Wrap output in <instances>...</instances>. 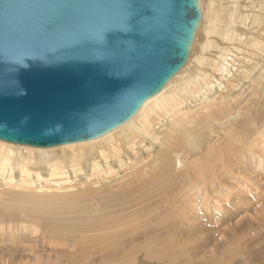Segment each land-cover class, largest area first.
Masks as SVG:
<instances>
[{
	"label": "bare ground",
	"instance_id": "6f19581e",
	"mask_svg": "<svg viewBox=\"0 0 264 264\" xmlns=\"http://www.w3.org/2000/svg\"><path fill=\"white\" fill-rule=\"evenodd\" d=\"M200 6L187 62L123 123L0 139V264H264V0Z\"/></svg>",
	"mask_w": 264,
	"mask_h": 264
},
{
	"label": "water",
	"instance_id": "95a60500",
	"mask_svg": "<svg viewBox=\"0 0 264 264\" xmlns=\"http://www.w3.org/2000/svg\"><path fill=\"white\" fill-rule=\"evenodd\" d=\"M201 0H0V139L51 147L126 121L185 65Z\"/></svg>",
	"mask_w": 264,
	"mask_h": 264
},
{
	"label": "rangeland",
	"instance_id": "374dc122",
	"mask_svg": "<svg viewBox=\"0 0 264 264\" xmlns=\"http://www.w3.org/2000/svg\"><path fill=\"white\" fill-rule=\"evenodd\" d=\"M6 142H8V141H6ZM233 171H235L236 172V168H234L233 167ZM254 176H255V174H254ZM246 182V181H245ZM247 184H249L248 182H246L245 184H243V182L241 181V182H237V185L239 186L238 188H234V190H233V192L235 193V194H231V197H232V202L234 203V206H232V208L230 209V210H233L235 207H236V205H235V202H234V200H237L238 198H236V196H240L241 194H238L237 192H236V190L237 191H239L240 189H244L245 191H246V195H249V192H248V190H247V188H246V186H247ZM262 185V184H261ZM264 186L262 185L261 186V190L259 189V191H260V194L262 195H264V188H263ZM231 191V190H230ZM259 191H258V194H259ZM263 192V193H262ZM219 196V195H218ZM223 198V197H222ZM254 201H256V200H254ZM262 202V201H261ZM229 203V202H228ZM227 203V204H228ZM261 207V206H260ZM260 207H254V204L253 203H251V205L249 206V208L251 209H249V213L248 214H245V217H243V218H235V220H234V222H239V221H244V220H252L257 214H258V211H259V208ZM251 212V213H250ZM220 223V222H219ZM27 238V239H26ZM24 241H25V244L28 242V240L30 241V238H29V236H25V238L23 239ZM29 243V242H28Z\"/></svg>",
	"mask_w": 264,
	"mask_h": 264
}]
</instances>
